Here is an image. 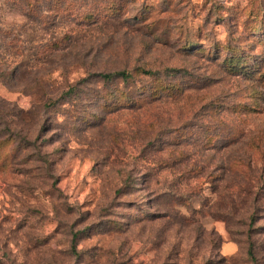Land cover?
<instances>
[{
	"label": "rangeland",
	"instance_id": "rangeland-1",
	"mask_svg": "<svg viewBox=\"0 0 264 264\" xmlns=\"http://www.w3.org/2000/svg\"><path fill=\"white\" fill-rule=\"evenodd\" d=\"M0 264H264V0H0Z\"/></svg>",
	"mask_w": 264,
	"mask_h": 264
},
{
	"label": "trees",
	"instance_id": "trees-1",
	"mask_svg": "<svg viewBox=\"0 0 264 264\" xmlns=\"http://www.w3.org/2000/svg\"><path fill=\"white\" fill-rule=\"evenodd\" d=\"M237 62H238V64H237ZM239 63H240V61H239V60H236L234 65H239ZM234 65H233V66H234ZM103 78H105V79H109V78H110V75H103ZM247 253H248L249 256L252 255V252H251L250 249H248V252H247Z\"/></svg>",
	"mask_w": 264,
	"mask_h": 264
}]
</instances>
